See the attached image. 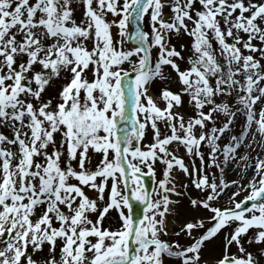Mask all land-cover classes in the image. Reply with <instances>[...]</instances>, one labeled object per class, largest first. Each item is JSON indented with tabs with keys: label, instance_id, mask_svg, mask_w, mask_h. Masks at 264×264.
I'll use <instances>...</instances> for the list:
<instances>
[{
	"label": "snow or ice",
	"instance_id": "6c2138e0",
	"mask_svg": "<svg viewBox=\"0 0 264 264\" xmlns=\"http://www.w3.org/2000/svg\"><path fill=\"white\" fill-rule=\"evenodd\" d=\"M0 129V264H264V0H0Z\"/></svg>",
	"mask_w": 264,
	"mask_h": 264
},
{
	"label": "rangeland",
	"instance_id": "374dc122",
	"mask_svg": "<svg viewBox=\"0 0 264 264\" xmlns=\"http://www.w3.org/2000/svg\"><path fill=\"white\" fill-rule=\"evenodd\" d=\"M113 32H115V29H113ZM129 46H131V45H129ZM125 67H127V66H125ZM158 88H159V84L158 83L153 85V88L151 90V94L153 96H155V95L158 94ZM161 106H163V105L161 104ZM181 110H183V109H181ZM0 130H2V129H0ZM179 154L183 156L184 155L183 150H181V152ZM186 163H189V161L187 160V158H186ZM198 163H199V161H197V164ZM158 175H159V166H158ZM227 176H228L229 179H234L235 178V174L231 170L228 171ZM178 179L185 180L186 178H184L182 174H179ZM89 195L91 196L93 194L92 193H89ZM192 195L195 196L196 193L194 191H192ZM239 198H243V193L241 194V196ZM222 202H226V201H222ZM181 203H182V206H185L187 204V200L184 199V200H182ZM124 211L127 214V210L124 209ZM114 216H115V213L110 214L109 219H107V220L104 221L105 226H108V224L110 222H112L113 223V226H115V223H114V220H113V217ZM162 238H164V239H175L174 236L162 237ZM218 250H219V245L217 244L214 249L212 248V246H210L208 248L207 252H208L209 255H213V254H211V252H217ZM253 250L255 251V248ZM233 251H235V249H233Z\"/></svg>",
	"mask_w": 264,
	"mask_h": 264
},
{
	"label": "water",
	"instance_id": "95a60500",
	"mask_svg": "<svg viewBox=\"0 0 264 264\" xmlns=\"http://www.w3.org/2000/svg\"><path fill=\"white\" fill-rule=\"evenodd\" d=\"M145 186L149 189H151L152 186V181L151 178H145ZM131 199V197H130ZM132 207H131V214L133 216L134 219H138L142 214H143V210H142V206H140L139 202L137 201H131Z\"/></svg>",
	"mask_w": 264,
	"mask_h": 264
},
{
	"label": "bare ground",
	"instance_id": "6f19581e",
	"mask_svg": "<svg viewBox=\"0 0 264 264\" xmlns=\"http://www.w3.org/2000/svg\"><path fill=\"white\" fill-rule=\"evenodd\" d=\"M216 253V252H215Z\"/></svg>",
	"mask_w": 264,
	"mask_h": 264
}]
</instances>
